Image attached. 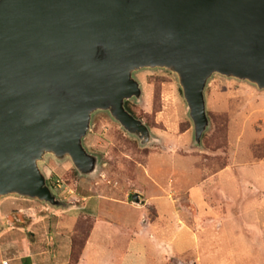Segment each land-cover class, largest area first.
<instances>
[{"label":"water","instance_id":"water-1","mask_svg":"<svg viewBox=\"0 0 264 264\" xmlns=\"http://www.w3.org/2000/svg\"><path fill=\"white\" fill-rule=\"evenodd\" d=\"M146 68L177 75L201 145L214 74L264 89V0H0V200L60 205L40 167L50 154L98 174L84 144L98 111L158 141L126 106Z\"/></svg>","mask_w":264,"mask_h":264},{"label":"rangeland","instance_id":"rangeland-1","mask_svg":"<svg viewBox=\"0 0 264 264\" xmlns=\"http://www.w3.org/2000/svg\"><path fill=\"white\" fill-rule=\"evenodd\" d=\"M135 77L143 94L140 100L133 98L127 104L150 127L158 141L141 145L109 112H96L84 144L89 152L101 158L98 174L81 176L70 158L58 160L47 155L40 167L60 205L51 206L14 195L3 197L0 200V264L5 261L8 264H75V254L83 246L93 223L89 211L78 210L76 204L82 203L84 196L94 195L100 213L120 217L123 205L114 201L120 202L128 193L148 184L146 169L150 165L161 163L158 166L161 181L167 182L173 176L174 187L180 191L173 197L180 207L186 203L179 189L197 181L199 176L193 173L196 169L210 173L234 164L241 178L237 180L239 192L236 187L235 196L245 195L246 185L242 183L245 178L264 185V89L248 81L214 74L205 89L210 126L201 145H197L177 75L164 68H146L137 71ZM249 165L254 166L253 170L245 169ZM249 196L246 214L242 213L241 200L232 203L231 212L240 213L236 226L225 221L217 234L215 230H207L206 241L200 246L201 264H219L223 259L228 264H252L264 259V208L258 201L264 199V188ZM73 212L80 214L74 224L70 218ZM15 217L20 221L15 222ZM256 218L259 224L251 225L250 219ZM190 257H176L167 264H192L195 258Z\"/></svg>","mask_w":264,"mask_h":264},{"label":"crops","instance_id":"crops-1","mask_svg":"<svg viewBox=\"0 0 264 264\" xmlns=\"http://www.w3.org/2000/svg\"><path fill=\"white\" fill-rule=\"evenodd\" d=\"M158 166L161 167V163L146 169L148 184L128 193V197L120 202L114 201L123 205V214L118 218L108 213L103 215V211L100 213L94 195L84 196L83 202L76 204L78 210L85 209L93 217L77 264H167L173 258L190 255L195 258L191 260L192 264L195 261L201 264L200 246L206 241L207 230H215L217 234L225 221L236 226L238 213L231 212L232 203L241 200L242 213L246 214L249 195L264 188L260 180V183H252L245 178L242 181L246 185L245 195L235 196L236 187L239 192L237 180L241 178L237 175L239 168L234 164L229 163L210 173L206 169H196L193 173L199 176L197 181L179 189L186 203L180 207L173 197L175 192H180L174 187L173 176L167 182L161 181ZM244 167L248 171L254 166ZM136 192L140 194V203L130 199ZM99 196L107 199L104 195ZM258 201L264 208V199ZM79 216L75 212L71 214L73 224ZM250 224H259L258 218L250 219ZM215 247L218 250L219 244ZM219 264L228 262L223 259ZM252 264H264V259Z\"/></svg>","mask_w":264,"mask_h":264},{"label":"trees","instance_id":"trees-1","mask_svg":"<svg viewBox=\"0 0 264 264\" xmlns=\"http://www.w3.org/2000/svg\"><path fill=\"white\" fill-rule=\"evenodd\" d=\"M127 103H128V102H127ZM127 103H126V106H127V108L131 111V109L129 108V106H128ZM131 112H132V111H131ZM90 230H91V227H90ZM89 233H90V231H89ZM89 233H88V235H87V238L85 239V242H86L87 239H88ZM85 242H84L83 246L81 247V249H79V250L76 252V254H75V259H76L75 264L78 262V260H79V258H80V255H81L82 249H83V247H84V245H85Z\"/></svg>","mask_w":264,"mask_h":264},{"label":"built area","instance_id":"built-area-1","mask_svg":"<svg viewBox=\"0 0 264 264\" xmlns=\"http://www.w3.org/2000/svg\"><path fill=\"white\" fill-rule=\"evenodd\" d=\"M23 210H24V209H19L20 212H22ZM19 219H20V218H16V217H15V218H14V221H15V222H19V221H20ZM14 221L12 220V223H13V224H15ZM4 264H8V262L5 261Z\"/></svg>","mask_w":264,"mask_h":264}]
</instances>
